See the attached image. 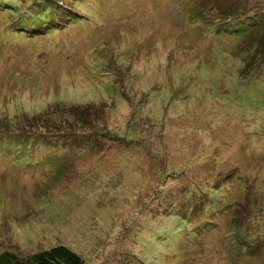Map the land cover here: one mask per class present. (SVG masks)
Masks as SVG:
<instances>
[{
    "label": "rangeland",
    "instance_id": "rangeland-1",
    "mask_svg": "<svg viewBox=\"0 0 264 264\" xmlns=\"http://www.w3.org/2000/svg\"><path fill=\"white\" fill-rule=\"evenodd\" d=\"M239 1L233 19L249 9L264 20V0H21L0 11V128L56 105L95 120L0 161V254L65 245L85 264H264V33L258 48L232 35L238 21L209 33L213 20L195 19ZM241 236L256 237L254 251L236 248Z\"/></svg>",
    "mask_w": 264,
    "mask_h": 264
},
{
    "label": "trees",
    "instance_id": "trees-1",
    "mask_svg": "<svg viewBox=\"0 0 264 264\" xmlns=\"http://www.w3.org/2000/svg\"><path fill=\"white\" fill-rule=\"evenodd\" d=\"M20 1L21 0H18V1L0 0V11L2 9H11L16 6L15 3H19ZM64 1H67V0H64ZM71 4L74 5L75 7L74 3H71ZM78 5L76 6L79 7ZM243 5L244 3L242 4L241 1L235 2L230 5L228 10H225V8H221V6H219L220 8L218 10V6H215L213 9L215 10L217 8L215 11L216 15L215 14L211 15L212 17L210 15H207L205 18L206 20H202L203 18H200V17H196L195 19L198 20L203 27V22L209 21V19L211 18L213 20V23H212L213 26L211 27L209 33L211 31H216L217 29L221 27H225L226 29L227 28L231 29V27H234L233 25L229 24L230 22L225 23L229 19H231V22L238 21L236 22V25H235L236 27H234V28H237V30L236 32L233 31L232 35L238 38H242V39L254 37L255 38L254 43H257L258 48H260L262 44V40H263L262 35L264 33V22H263L264 20L259 19L256 13H255L256 16H254V18L252 19L251 17L252 15H254V12H251V10L249 9L245 11L246 12L245 16L239 18V20L233 19V17L242 15L244 13ZM244 8L246 9V7ZM72 11H76V10H70L69 13ZM81 12H83L82 9H80V12H78L80 16H77V18L83 17ZM232 14H234L235 16H232ZM223 19H225V21H222ZM245 20L250 21V22L253 21V23L254 22L256 23V21H258L259 24L261 23V25L259 27L254 25V27L251 29L250 23L247 22L245 24H241V22ZM218 25H221V27ZM56 106H57L56 107L57 109L55 108L54 110L46 109L45 110L46 112H44L42 116H33L31 118L17 120L15 121V123L14 122L11 123L12 125L10 126L12 127L7 126V128H4V127L0 128V157H3V158H0V161L4 160L5 157L7 158L15 157L13 153L15 149H21V150L23 149L21 153H25L27 145H25V143H23L22 141L24 140L34 141L35 139L34 137L37 135L41 137H44V136L50 137L51 135L53 136L52 138L61 137L62 135L66 137H71V136L76 137V133H78L77 128L79 127L83 128L88 125H93V127H95L94 126L95 120L93 118L94 116L88 115L87 109L72 107V106L68 108L63 106L60 108L59 105H56ZM88 109L90 110L92 109L90 112H93V111L95 112V108L91 106H89ZM11 133H16L18 137H10L8 134H11ZM107 133H109L107 129H102L101 131H97L96 134L97 136H103L104 134L106 136ZM3 140L8 141V142L11 141V144H13L12 147L8 149L5 146H3ZM41 158H44V157H41ZM246 183H247L246 179L241 178V180H238L237 183L231 184V185H235L237 189H240L243 186L245 187ZM236 188H228L230 191H232V193H230L228 190L229 196L226 195L227 196L226 199L228 200V202H230V200L232 199L234 195L233 190L235 191ZM210 196H211L210 198L203 200V202L205 203L202 202V206H199L201 208L200 211L202 213L198 217L202 219L206 224H207L206 217L208 215H211L209 213L211 211V208H215L217 206L216 201H219V192L211 191ZM234 197L236 196L234 195ZM236 198L238 199V197ZM232 201L227 206V208H229L232 205ZM191 212L194 214L193 210H191ZM205 223H203V225ZM203 225L202 226L200 225V228L196 232H199L200 234H202L204 232L203 229H205ZM184 226L188 227L189 224L188 225L182 224V226L178 228L179 235L182 229L184 228ZM192 231H195V230H192ZM255 240H256V237L254 236H250V237L241 236L240 238L237 239L238 244L236 245V248H238L240 245L241 248L245 247V249H250L254 251L253 248H254V244L256 243L254 242ZM0 264H85V262H84V259L76 251L70 249L69 247L65 245H57V246L55 245L54 247L52 246L51 248L44 249L36 253L30 254V255H22V254H18V253L11 252V251H5L0 254Z\"/></svg>",
    "mask_w": 264,
    "mask_h": 264
},
{
    "label": "bare ground",
    "instance_id": "bare-ground-1",
    "mask_svg": "<svg viewBox=\"0 0 264 264\" xmlns=\"http://www.w3.org/2000/svg\"><path fill=\"white\" fill-rule=\"evenodd\" d=\"M214 157V156H213ZM221 158V157H220ZM56 166V165H55Z\"/></svg>",
    "mask_w": 264,
    "mask_h": 264
}]
</instances>
